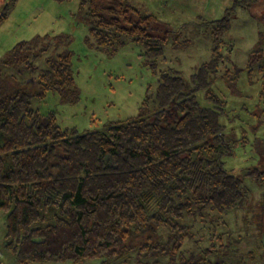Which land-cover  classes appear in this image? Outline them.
Segmentation results:
<instances>
[{
    "label": "trees",
    "instance_id": "trees-1",
    "mask_svg": "<svg viewBox=\"0 0 264 264\" xmlns=\"http://www.w3.org/2000/svg\"><path fill=\"white\" fill-rule=\"evenodd\" d=\"M243 2L235 0L214 21L211 57L189 81L175 69L158 71L152 104L147 98L136 116L108 121L102 129L61 128L53 112L41 114L31 105V97L48 91L63 102L78 100L69 51L45 57L38 68L27 57L15 58L32 43L13 49L5 65L30 67L28 78L37 83L29 92L27 77L21 87L14 73L0 77V210L5 245L18 264L92 258L98 264H246L229 260L225 250L237 252L233 246L242 239L229 236L223 217L252 194L245 177L260 183L264 171L249 168L240 176L225 167L223 155L230 150L219 122L222 108L201 106L195 98L208 88V97L223 102L209 86L223 63L218 48L231 15L248 8ZM81 3L99 48L113 54L128 38L156 70L154 58L162 55L170 31L154 14L127 0ZM254 55L252 63L261 58ZM197 218L205 227H197ZM187 240L195 248L183 249ZM249 255L254 260V251Z\"/></svg>",
    "mask_w": 264,
    "mask_h": 264
},
{
    "label": "rangeland",
    "instance_id": "rangeland-1",
    "mask_svg": "<svg viewBox=\"0 0 264 264\" xmlns=\"http://www.w3.org/2000/svg\"><path fill=\"white\" fill-rule=\"evenodd\" d=\"M82 1L0 0V77L14 73L15 86L21 87L22 80L32 75L30 67L16 65L12 70L4 63L22 41L32 45L18 51L15 58L27 57L38 68L44 65L45 57L69 51L78 100L63 102L57 92L48 91L42 98L31 97V105L41 114L53 112L59 127L78 132L134 117L147 98L152 104L160 70L175 69L189 81L199 65L211 57L214 44L209 32L214 21L235 0H127L140 11L154 14L170 31L162 55L154 58L155 71L148 65L150 60L143 55L142 46L128 38H122L125 46L113 54L99 48L89 33ZM247 4L248 8H235L218 48L223 63L209 88L223 102L208 97V88L195 92L201 106L222 108L219 122L230 150L223 155L224 164L240 176L249 168L264 171V0H247ZM46 46L47 50L40 53ZM34 54L38 56L32 60ZM256 54L261 58L252 63ZM33 79L28 78L30 84L24 86L29 92L37 88ZM243 183L252 194L240 208L223 217L229 236L242 240L233 246L237 252L225 251L229 260L264 264V181L257 183L245 177ZM197 221V227H205ZM5 232V213L0 210V264H18L5 245ZM202 233L197 238L201 239ZM193 244L187 240L183 249L195 248ZM249 251H254V260L248 258ZM98 262L92 258L79 264Z\"/></svg>",
    "mask_w": 264,
    "mask_h": 264
},
{
    "label": "crops",
    "instance_id": "crops-1",
    "mask_svg": "<svg viewBox=\"0 0 264 264\" xmlns=\"http://www.w3.org/2000/svg\"><path fill=\"white\" fill-rule=\"evenodd\" d=\"M59 264H69V263L65 262V263H59ZM70 264H71V263H70ZM261 264H263V263H261Z\"/></svg>",
    "mask_w": 264,
    "mask_h": 264
}]
</instances>
